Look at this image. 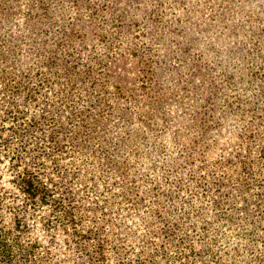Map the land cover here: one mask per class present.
<instances>
[{
  "label": "rangeland",
  "instance_id": "obj_1",
  "mask_svg": "<svg viewBox=\"0 0 264 264\" xmlns=\"http://www.w3.org/2000/svg\"><path fill=\"white\" fill-rule=\"evenodd\" d=\"M0 264H264V0H0Z\"/></svg>",
  "mask_w": 264,
  "mask_h": 264
},
{
  "label": "trees",
  "instance_id": "obj_2",
  "mask_svg": "<svg viewBox=\"0 0 264 264\" xmlns=\"http://www.w3.org/2000/svg\"><path fill=\"white\" fill-rule=\"evenodd\" d=\"M20 180L25 188L24 193L30 198L35 199L41 193L40 187L36 185L28 171H24V175Z\"/></svg>",
  "mask_w": 264,
  "mask_h": 264
}]
</instances>
